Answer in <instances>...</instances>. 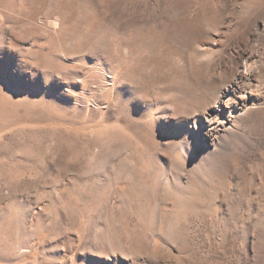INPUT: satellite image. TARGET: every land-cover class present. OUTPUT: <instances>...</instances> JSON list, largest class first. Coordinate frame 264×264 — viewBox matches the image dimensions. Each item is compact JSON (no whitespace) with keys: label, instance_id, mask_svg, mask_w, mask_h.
Wrapping results in <instances>:
<instances>
[{"label":"rangeland","instance_id":"374dc122","mask_svg":"<svg viewBox=\"0 0 264 264\" xmlns=\"http://www.w3.org/2000/svg\"><path fill=\"white\" fill-rule=\"evenodd\" d=\"M0 264H264V0H0Z\"/></svg>","mask_w":264,"mask_h":264},{"label":"bare ground","instance_id":"6f19581e","mask_svg":"<svg viewBox=\"0 0 264 264\" xmlns=\"http://www.w3.org/2000/svg\"><path fill=\"white\" fill-rule=\"evenodd\" d=\"M252 63V62H251Z\"/></svg>","mask_w":264,"mask_h":264}]
</instances>
